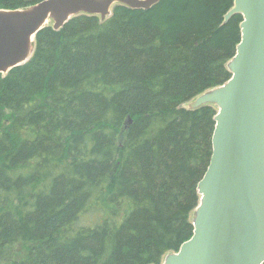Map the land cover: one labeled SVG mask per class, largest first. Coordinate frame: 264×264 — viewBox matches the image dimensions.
I'll return each instance as SVG.
<instances>
[{
    "label": "trees",
    "instance_id": "1",
    "mask_svg": "<svg viewBox=\"0 0 264 264\" xmlns=\"http://www.w3.org/2000/svg\"><path fill=\"white\" fill-rule=\"evenodd\" d=\"M233 6L81 14L0 74V264H162L192 238L217 112L188 106L231 79Z\"/></svg>",
    "mask_w": 264,
    "mask_h": 264
},
{
    "label": "water",
    "instance_id": "2",
    "mask_svg": "<svg viewBox=\"0 0 264 264\" xmlns=\"http://www.w3.org/2000/svg\"><path fill=\"white\" fill-rule=\"evenodd\" d=\"M162 0H45L0 10V74L29 62L36 36L53 20L63 28L81 14L111 17L124 5L149 11ZM243 18L231 79L189 103L214 107L210 165L198 185L194 233L162 264H264V0H234L225 24Z\"/></svg>",
    "mask_w": 264,
    "mask_h": 264
},
{
    "label": "rangeland",
    "instance_id": "3",
    "mask_svg": "<svg viewBox=\"0 0 264 264\" xmlns=\"http://www.w3.org/2000/svg\"><path fill=\"white\" fill-rule=\"evenodd\" d=\"M54 21L53 20H50L49 21V24L53 25Z\"/></svg>",
    "mask_w": 264,
    "mask_h": 264
}]
</instances>
